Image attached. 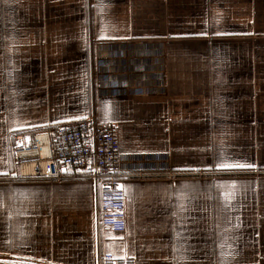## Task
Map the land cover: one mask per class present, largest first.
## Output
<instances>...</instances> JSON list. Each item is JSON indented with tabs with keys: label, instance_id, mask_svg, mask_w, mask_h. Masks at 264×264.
I'll list each match as a JSON object with an SVG mask.
<instances>
[{
	"label": "crops",
	"instance_id": "1",
	"mask_svg": "<svg viewBox=\"0 0 264 264\" xmlns=\"http://www.w3.org/2000/svg\"><path fill=\"white\" fill-rule=\"evenodd\" d=\"M84 119L118 130L124 233L14 160ZM262 170L264 0H0V264H264Z\"/></svg>",
	"mask_w": 264,
	"mask_h": 264
},
{
	"label": "built area",
	"instance_id": "2",
	"mask_svg": "<svg viewBox=\"0 0 264 264\" xmlns=\"http://www.w3.org/2000/svg\"><path fill=\"white\" fill-rule=\"evenodd\" d=\"M36 135L28 144L21 134L12 136L13 157L23 176L61 179L64 174L86 176L99 198V223L115 232L124 233L125 195L121 187V161L116 126L93 119L62 123L53 129L46 144ZM47 151L42 155L41 150ZM45 164L40 167V164ZM35 165L28 174L24 166ZM101 264H134L131 259H116L104 254Z\"/></svg>",
	"mask_w": 264,
	"mask_h": 264
},
{
	"label": "bare ground",
	"instance_id": "3",
	"mask_svg": "<svg viewBox=\"0 0 264 264\" xmlns=\"http://www.w3.org/2000/svg\"><path fill=\"white\" fill-rule=\"evenodd\" d=\"M38 141H39V143H40L41 145H42V144H43V145L46 144V138H45L44 136H40V137L38 136ZM41 152H42L43 155L46 154V153H45V149H42ZM39 166H40L41 168L44 167L43 170H47V169L45 168L46 165H45L44 163H43V164H40ZM26 169H28V170L30 171V170L32 169V166H28ZM28 170H27V171H28ZM35 171H36V170H35V165H34L32 171H31L29 174L35 173Z\"/></svg>",
	"mask_w": 264,
	"mask_h": 264
},
{
	"label": "rangeland",
	"instance_id": "4",
	"mask_svg": "<svg viewBox=\"0 0 264 264\" xmlns=\"http://www.w3.org/2000/svg\"><path fill=\"white\" fill-rule=\"evenodd\" d=\"M262 173H264V171L262 170L261 171ZM257 174V173H256ZM262 175V174H261ZM10 262H12V261H10ZM14 262H16V260L14 261ZM17 263V262H16ZM11 264V263H10ZM18 264H25L24 262H20V263H18ZM27 264H34V263H27ZM36 264H38V263H36Z\"/></svg>",
	"mask_w": 264,
	"mask_h": 264
},
{
	"label": "trees",
	"instance_id": "5",
	"mask_svg": "<svg viewBox=\"0 0 264 264\" xmlns=\"http://www.w3.org/2000/svg\"><path fill=\"white\" fill-rule=\"evenodd\" d=\"M54 129H55V127H54ZM156 173H153V175H155ZM226 174V173H225Z\"/></svg>",
	"mask_w": 264,
	"mask_h": 264
}]
</instances>
